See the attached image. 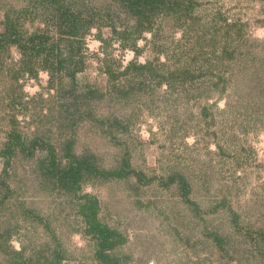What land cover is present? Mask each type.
<instances>
[{"label": "rangeland", "instance_id": "374dc122", "mask_svg": "<svg viewBox=\"0 0 264 264\" xmlns=\"http://www.w3.org/2000/svg\"><path fill=\"white\" fill-rule=\"evenodd\" d=\"M193 1L186 22L156 15L133 50L136 16L120 0H0V264H105L79 211L86 194L120 264H264V0ZM63 4L77 18L71 48ZM9 21L25 45L81 47L83 70L32 75ZM131 61L192 72L169 86L122 74ZM16 135L50 143L63 165L71 144L127 174L68 194L47 173L50 150L29 155Z\"/></svg>", "mask_w": 264, "mask_h": 264}, {"label": "trees", "instance_id": "16d2710c", "mask_svg": "<svg viewBox=\"0 0 264 264\" xmlns=\"http://www.w3.org/2000/svg\"><path fill=\"white\" fill-rule=\"evenodd\" d=\"M120 2L125 3L129 7L130 13L136 16L137 21L135 27L128 33L125 30L126 35L132 34V36H134L135 38L134 43L132 45L133 50H137L136 42L138 38L142 36L144 31H154L153 21L156 15L167 10L172 14L173 12L177 13L178 21L183 18V21L185 20L186 22L188 14L193 11L192 6L195 5L193 0H120ZM58 7L63 8L64 4L61 6L58 5ZM61 11L62 20L68 25L69 23H71V27H69L68 30H64L65 34L67 35V40L70 42L68 44H70L71 48V37H76V35L78 34V27L74 25V23L77 21V18L75 17L74 13H72V11H69L68 9H64ZM9 24L8 27L5 29V38L17 43L21 47V49L25 51V53L28 50L31 52V54H29L28 56V61H24V64L27 68V71H29L32 75H38V64L42 65V67L50 73L52 79H54L56 72H59L60 70H65L69 67L67 70H69L68 72L72 75V79L74 80L76 72L83 70L84 60L82 55H80L81 47L78 49L79 53H77L76 51L74 52L72 48L69 53L65 54L64 49L59 46V43L55 42L54 40L51 41L48 37L45 36L39 43L32 42L31 46L25 45L24 43H22L21 36L19 35L18 30H16L15 27L11 24V21H9ZM184 32L186 34V31ZM118 33L122 38V33ZM201 37L202 36H197V39L201 40ZM126 44L127 43H125L123 46H125ZM210 44L211 47H214L213 44H215V41ZM222 50L224 51L225 55H230L228 48L224 47ZM210 52L211 54H215V47L214 49L212 48ZM39 56H41V60L39 59ZM76 56L77 58L75 59ZM153 66L154 65L151 62L136 64V62L131 61L124 68L122 74H128L131 72H135L137 74H148L152 77H160V80L158 82L159 84H161L162 82H166L169 86H171L172 80L177 79L178 75L186 76L189 72H192L190 68L186 67L182 70L177 69L176 71H166L159 74L157 67ZM108 72L109 78L113 79L115 75L110 70H108ZM16 138L19 139L22 149L26 151L29 155H33L34 152L40 148V146H46V148L50 150L48 159L49 163L46 168L47 173L52 178H55L58 183H60V185L66 189V192L71 195H77L79 192H81L83 182L87 180L86 178L91 175L125 176L128 171L125 168L116 171L101 170L92 161L91 156L87 157V155L79 156L77 154H73L71 152V144L67 145V151L65 154L66 156H64L67 158V161L66 164L63 165L61 158L58 157V155L54 151L53 146L50 143L40 141V139L37 138L30 140L29 143H27V140L22 139L20 135H16ZM10 146L11 145L8 146L7 154L13 153V150L12 148H10ZM181 182L183 186L186 185L185 178H182ZM2 187L3 181L0 176V190ZM88 197L90 198V196L86 194L84 198L85 201L80 204L79 211L86 222L87 232L91 233L92 236L97 240L98 257L102 261H104L105 264H120V261L111 252L114 251L117 243L119 242L118 239L115 238V231L111 229L108 225L100 221V219L98 218V202L95 199L90 200ZM33 216L38 220H42L40 216ZM121 241L123 240L121 239ZM13 264H24V262H14Z\"/></svg>", "mask_w": 264, "mask_h": 264}]
</instances>
